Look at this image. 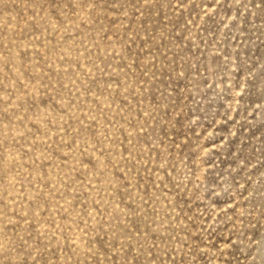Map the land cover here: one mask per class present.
<instances>
[{
  "label": "rangeland",
  "instance_id": "rangeland-1",
  "mask_svg": "<svg viewBox=\"0 0 264 264\" xmlns=\"http://www.w3.org/2000/svg\"><path fill=\"white\" fill-rule=\"evenodd\" d=\"M0 264H264V0H0Z\"/></svg>",
  "mask_w": 264,
  "mask_h": 264
}]
</instances>
